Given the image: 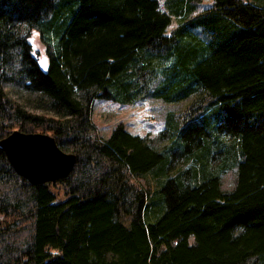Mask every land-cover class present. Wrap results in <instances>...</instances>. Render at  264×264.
I'll return each instance as SVG.
<instances>
[{"label":"trees","instance_id":"16d2710c","mask_svg":"<svg viewBox=\"0 0 264 264\" xmlns=\"http://www.w3.org/2000/svg\"><path fill=\"white\" fill-rule=\"evenodd\" d=\"M98 98L190 103L158 147L96 137ZM15 129L76 163L31 184L0 149V264H264V0H0V139Z\"/></svg>","mask_w":264,"mask_h":264},{"label":"rangeland","instance_id":"374dc122","mask_svg":"<svg viewBox=\"0 0 264 264\" xmlns=\"http://www.w3.org/2000/svg\"><path fill=\"white\" fill-rule=\"evenodd\" d=\"M161 2L162 0H160ZM201 2L204 6L212 4V0H201ZM172 20V24L167 29V34L175 26L176 20ZM31 42L35 47L39 48L40 56H43V47L36 34L32 35ZM6 91L10 97L23 105L29 100V96L16 92L13 88L7 87ZM189 103L190 100L179 103H164L160 100L148 98L138 103L122 105L111 99L98 98L95 99L92 105L91 131L96 137L105 139L117 124H121L131 134L152 140L153 145L161 147L166 143V140H158L161 131L164 129L166 115L168 113H182ZM30 132L44 133L41 131ZM233 184L234 170H229L222 176V187L229 190ZM24 235L25 233H20L16 237Z\"/></svg>","mask_w":264,"mask_h":264},{"label":"water","instance_id":"95a60500","mask_svg":"<svg viewBox=\"0 0 264 264\" xmlns=\"http://www.w3.org/2000/svg\"><path fill=\"white\" fill-rule=\"evenodd\" d=\"M0 149L14 172L31 184L52 183L65 178L76 155L62 151L53 136L13 130L0 139Z\"/></svg>","mask_w":264,"mask_h":264}]
</instances>
